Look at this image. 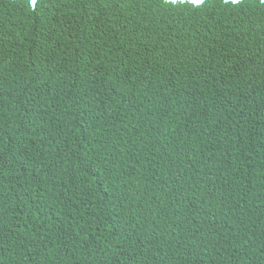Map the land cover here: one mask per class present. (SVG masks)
Masks as SVG:
<instances>
[{
  "label": "trees",
  "instance_id": "obj_1",
  "mask_svg": "<svg viewBox=\"0 0 264 264\" xmlns=\"http://www.w3.org/2000/svg\"><path fill=\"white\" fill-rule=\"evenodd\" d=\"M0 264H264V2L0 0Z\"/></svg>",
  "mask_w": 264,
  "mask_h": 264
},
{
  "label": "water",
  "instance_id": "obj_2",
  "mask_svg": "<svg viewBox=\"0 0 264 264\" xmlns=\"http://www.w3.org/2000/svg\"><path fill=\"white\" fill-rule=\"evenodd\" d=\"M164 1H166V2H172V3H177V2L184 3V2H188V3H191L194 6H198V5H201L205 0H164ZM241 1L242 0H223V2H229V3H232V4H236V3H239ZM28 2H29V6H30L31 9L35 8L36 3H37V0H28ZM260 2H264V0H260Z\"/></svg>",
  "mask_w": 264,
  "mask_h": 264
}]
</instances>
